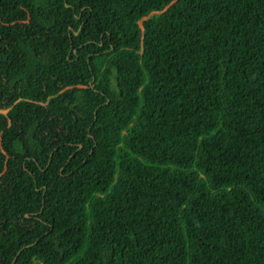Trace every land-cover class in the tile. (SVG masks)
Segmentation results:
<instances>
[{"label":"trees","instance_id":"obj_1","mask_svg":"<svg viewBox=\"0 0 264 264\" xmlns=\"http://www.w3.org/2000/svg\"><path fill=\"white\" fill-rule=\"evenodd\" d=\"M0 264H264V0H0Z\"/></svg>","mask_w":264,"mask_h":264}]
</instances>
